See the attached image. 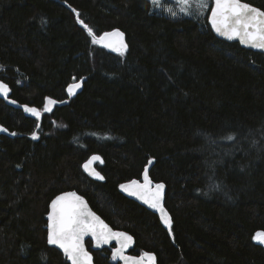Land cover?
Masks as SVG:
<instances>
[{
  "label": "trees",
  "instance_id": "1",
  "mask_svg": "<svg viewBox=\"0 0 264 264\" xmlns=\"http://www.w3.org/2000/svg\"><path fill=\"white\" fill-rule=\"evenodd\" d=\"M212 1L193 18L152 0H0V80L10 89L0 98V264H69L47 244L46 220L68 190L129 232L133 255L264 264L253 239L264 232V54L213 34ZM242 1L264 11V0ZM77 13L97 37L121 30L127 50L93 43ZM46 98L67 102L40 119L25 111ZM92 154L103 182L82 170ZM149 160L171 232L120 187L141 181ZM86 244L95 264H120L113 247Z\"/></svg>",
  "mask_w": 264,
  "mask_h": 264
},
{
  "label": "snow or ice",
  "instance_id": "2",
  "mask_svg": "<svg viewBox=\"0 0 264 264\" xmlns=\"http://www.w3.org/2000/svg\"><path fill=\"white\" fill-rule=\"evenodd\" d=\"M180 5V11L189 17H196V13L191 11L192 4L195 3L197 9H207L208 0H177ZM215 6L211 9V23L216 32L227 36L229 39L240 38L241 43L250 44L252 47L264 49V11L254 8L249 4L242 3L241 0H214ZM154 6L159 4V0H152ZM75 11V9H73ZM172 15H177L172 12ZM79 20V14L77 13ZM79 23L87 30L92 37L93 43H104L106 47L112 48L114 51L123 54L127 50V44L124 43V33L118 29L111 32H105L97 37L91 27L79 20ZM2 67V66H0ZM75 79V78H74ZM83 80V78H81ZM81 87V83L77 82L69 85V94H74V90ZM10 89L6 83L0 81V95L8 96ZM15 103V101H13ZM55 100L46 98L45 111H51L49 105H54ZM25 111L39 117L41 113L35 107L24 106ZM38 126V125H37ZM0 131H7V129L0 128ZM33 139L37 138V133H32ZM226 140H233L234 136L229 135L225 137ZM101 158L93 155L83 167L86 170L91 168L95 161ZM151 163V160L149 161ZM91 174L99 179H104L99 172L91 169ZM145 183L138 184L137 181H132L130 185H121L120 187L125 191H130L132 186L137 189L149 190L151 181L148 179V172H144ZM132 195H138V191H131ZM164 196V185L156 184L155 189L151 191L150 197L140 195L150 207L159 209L161 219L167 225L169 232H171L172 219L165 211L162 200ZM51 211L48 213L47 224V243L49 245L58 246L63 250L65 256L71 261V264H92V257L84 248L85 236L91 235L95 240L96 246L108 244L112 239L119 241L120 247L112 252V259L120 258L125 261L129 260L132 264H144L145 258L147 264H155V256L152 253H143L137 259L126 257L123 255L124 249L129 246L132 237L124 232H113L95 213H92L84 201L83 197L78 196L75 192H65L57 195L50 204ZM253 239L264 243V232H257Z\"/></svg>",
  "mask_w": 264,
  "mask_h": 264
},
{
  "label": "water",
  "instance_id": "3",
  "mask_svg": "<svg viewBox=\"0 0 264 264\" xmlns=\"http://www.w3.org/2000/svg\"><path fill=\"white\" fill-rule=\"evenodd\" d=\"M241 2H242V3L249 4V5H251V6L254 7V8L260 9V8H258L257 6H255V5H253V4H250V3H248V2H245V1H242V0H241ZM214 6H215V3H214V0H213V1H212V5H211L210 10H209L208 15H207V22H208V25L210 26V28H211L213 34H214L217 38L222 39V40L227 41V42H236V43H238L242 48L250 49V50H253V51L259 52V53H261V54H264V49H258V48L252 47L250 44L241 43L239 37H237V38H233V39H229L227 36H225V35H221V34H219L218 32H216L215 29H214L213 26H212L211 19H210V17H211V9H212ZM260 10L263 11L262 9H260ZM116 29H117V28H116ZM116 29H113V30H116ZM113 30H111V31H113ZM118 30H119V29H118ZM111 31H108V32H111ZM119 31H121V30H119ZM121 32H122V31H121ZM123 40H124V43L126 44L125 36L123 37ZM100 46H101L102 48L106 49L107 51H110V52H117V51H114L112 48L106 47V46L104 45V43H100ZM84 80H85V78H83V80L80 79V80H78V81H74V82L70 83L69 85H72V84H74V83L80 82V83H81V87L78 88V89H75V90H74V94H69V91H68L69 85H68V87H67V94H68L69 96H73V95L79 93V92L81 91V89H82L83 81H84ZM0 81H2V80H0ZM2 82H3V81H2ZM3 83H5V82H3ZM8 96H9V93H8ZM8 96H7V97H4L3 95H0V98H1V99H4V100H7V99H8ZM66 102H67V100H64V101H61V102L56 101V103H55L54 105H61V104H64V103H66ZM54 105H51L50 108H51L52 106H54ZM36 109L41 113V115L43 114V112H44V113L47 112V111H45V107H44V109H38V108H36ZM27 113H28L29 115L34 116L33 114H31V113H29V112H27ZM41 115H40V116H41ZM40 116H39L38 118H40ZM0 128L5 129V127H4L1 123H0ZM3 134H8V131H0V137H1ZM93 155H97V156H99V157L101 158V160L93 162V164L91 165V168H90L89 170H86V169L83 167V165H84V164H85V163H86V162H87V161H88ZM149 161H150V160H149ZM103 163H104V161H103V159H102V157H101L100 155H98V154H92V155H90V156L84 161V163L82 164V170H83V172H84L89 178H91L92 180L103 182L104 179H99V178H97L95 175L91 174V169H95V171L99 172L100 175L103 176V174H102V173L98 170V168L96 167V165H98V164H99V165H102ZM151 164H152V160H151V163H148L147 167L145 168V169H147V172H148V169L150 168ZM144 172H145V170H144ZM144 172H143V177H142L141 181H137L138 184H140V185H143V184L145 183V180H144ZM103 177H104V176H103ZM148 179L150 180L149 176H148ZM150 181H151V180H150ZM131 182H132V181H131ZM131 182L127 183L126 185H130ZM158 184H159V183H158ZM155 185H156V184L153 183V182L151 181V184L149 185V190L137 189L135 186H132V188H131L130 191H125V190H124V191H125V193H127L129 196H131V197H133V198L139 200L140 202H142L146 207H148L150 210H152L154 213H156V214L160 217V219H161V213H160L159 209H154V208L150 207V205H149L148 203H146L144 199H141V198H140V195H144L146 198H147V197H150V195H151V191H153V190L155 189ZM131 191H138L139 194H138V195H132V194H131ZM65 192H75L78 196L83 197L84 201H85L86 204H87V208H88L92 213H95L96 216H98V217L100 218V220H102L105 224H107L108 227H109L110 229H112L113 232H124V233H127L128 235H130V236L133 238L132 241L129 242V246H128L126 249H124V252H123V255H124V256L139 259V258L143 255V254H142V255H132V254L130 253V251H131V250L134 248V246H135V239H134V237H133L129 232H127V231H125V230L114 229L112 226H110V225H109V224H108V223H107V222H106V221H105V220H104L99 214H97V213L91 208V206L89 205L87 199H86L83 195H81V194H79L78 192H76L75 190L63 191V192H61V193H59V194H57V195H61V194L65 193ZM57 195H55V196L50 200V202H49V204H48V212H47V214H46L47 224H48V213L51 211V207H50L51 201H52ZM161 203H162V205H163V207H164V196H163V200H162ZM164 209H165V208H164ZM165 211H166V210H165ZM161 220H162V219H161ZM87 240H89V241L92 243L91 248H92L93 250H96V251H97V250H102V249H104V248H108V247H113V250L116 249V248H118V247H120L119 241H118L117 239H115V238L112 239V240L110 241V243H108V244H103V245L97 247V246H96V242H95V240L91 237V235L85 236L84 241H83V243H84V248L86 249L87 252L90 253V255H91V257H92V264H95V263H94V257H93V254L91 253V251H89V249H88V246H87V244H86ZM257 242L260 243V244H262V245L264 246V243H261V242H259L258 240H257ZM47 244H48V243H47ZM48 245H49V244H48ZM49 246L54 247L55 249H57L58 251H60V252L63 254V256L66 258L67 262H68L69 264H71V261L67 259V257L65 256V254H64V252H63L62 249H60L58 246H55V245H49ZM147 253H151V252H147ZM152 254H153V253H152ZM154 256H155V254H154ZM115 260H116L117 262H119L120 264H125V261L122 260V259H120V258H117V259H115ZM127 264H132V261L129 260V261L127 262ZM144 264H147V259H146V258H145V262H144ZM155 264H157V258H156V256H155Z\"/></svg>",
  "mask_w": 264,
  "mask_h": 264
},
{
  "label": "rangeland",
  "instance_id": "4",
  "mask_svg": "<svg viewBox=\"0 0 264 264\" xmlns=\"http://www.w3.org/2000/svg\"><path fill=\"white\" fill-rule=\"evenodd\" d=\"M158 9H165L168 12H178L180 11V5L177 3V0H159V4L155 6ZM191 11L193 12H201V9H197L195 3L192 4ZM177 264H184V262H179Z\"/></svg>",
  "mask_w": 264,
  "mask_h": 264
},
{
  "label": "flooded vegetation",
  "instance_id": "5",
  "mask_svg": "<svg viewBox=\"0 0 264 264\" xmlns=\"http://www.w3.org/2000/svg\"><path fill=\"white\" fill-rule=\"evenodd\" d=\"M38 118V117H37ZM38 119H40V118H38ZM125 192V191H124ZM130 253H131V251H130ZM133 255V254H132ZM142 255V254H141Z\"/></svg>",
  "mask_w": 264,
  "mask_h": 264
}]
</instances>
